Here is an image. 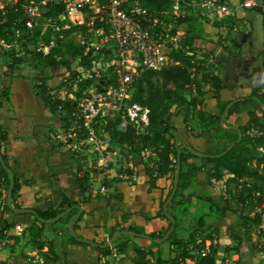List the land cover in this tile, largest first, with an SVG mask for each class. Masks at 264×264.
Segmentation results:
<instances>
[{
    "label": "trees",
    "instance_id": "1",
    "mask_svg": "<svg viewBox=\"0 0 264 264\" xmlns=\"http://www.w3.org/2000/svg\"><path fill=\"white\" fill-rule=\"evenodd\" d=\"M174 2L175 0H140L143 7L156 14L168 10ZM46 5L49 6V11L46 15L50 13L57 15L63 11V5L61 4L50 6L49 3H46ZM15 16L16 14H10L8 18L11 20ZM228 22L233 24V18L216 20L214 25L218 27ZM181 23L187 25L186 32L188 36L182 43L188 45V49L172 52L166 66L159 70L145 71L146 73L144 72V74L140 75L133 84L130 101L137 102L149 109L146 130L144 132H138L130 124L124 130H120L117 128L119 117H116L114 121L108 120L105 126V131L108 133L112 143L129 147L132 154H137L146 147L155 153L157 157V160H155L156 168L146 167V171L150 177L149 185L151 188L157 187L156 179L159 177L167 176L171 180L166 195L160 198L158 211L153 215L146 216V220L158 216L164 217L168 220V225L162 228L161 232L147 234L148 237L146 238L149 239L148 249L138 244L135 245V256L132 259V264H187L185 261L186 258L192 259L195 264H221L224 262L222 255L230 250L229 247L225 246L220 251L210 244L206 253L201 250L204 247L205 241L212 240V234L219 230V226H211L208 222L212 219H222L226 216L227 211H238V218L241 223L248 225L247 232L257 229L259 231L258 235H263V229L260 226L262 210H260L261 212L254 211L251 216L248 214L260 205V199L258 197L255 202H253L254 198H251L254 191H259L261 194L264 192V111L261 107L262 104L264 105V90H262L261 86L254 87L249 95L244 96L242 100L234 101L227 110V116L232 113H246L247 120L244 124H240L239 121L236 122V127L241 133L240 138L237 130L220 125L219 119L231 100H220L219 92L223 89L221 77L218 73L209 70L206 65L204 66L202 64V58L195 57L194 47L192 46L194 39L193 18L190 15H181L177 17L174 26ZM75 30H77V27L70 25L64 31L66 34H69ZM67 51L70 55L76 56L83 51V48L80 45L73 44L70 40L67 44ZM28 55H31L29 51L26 56ZM28 58L15 56L5 59L4 62L16 64L26 62ZM45 60L44 65L40 67L42 69L56 63L52 57H46ZM43 78L41 77V80ZM206 86H208L207 89L205 88ZM8 87L9 84L6 81V77L2 74L0 107L2 106V102L9 97ZM39 88L42 93H45L49 89L44 83L39 85ZM208 90L212 91L217 100L219 112L216 114L201 108L204 96ZM81 91L82 88H79L74 93L78 97ZM49 97H45V101H47L52 111H56L59 104L65 109L66 115L61 117L66 122L65 125H68L72 103L70 101H63L54 95ZM196 107L198 109L195 111V114L202 128V132L208 128L210 138L213 139L214 143H212V148H206L202 151L214 155L229 149L221 156L214 157H197L187 149H181V167L177 189L173 199L167 204L164 212L162 205L172 188V180L176 166L177 146L170 140V132L173 128L171 116L175 112V110L172 111V108L178 109L177 112L182 109L188 114V112ZM256 110H259V113ZM250 128L256 129L258 133L255 135L248 134L247 131ZM5 139L6 133L0 126V141H4ZM193 149L199 150L198 148ZM1 154L6 166L14 172V168L7 162L6 154L2 152ZM151 169H154V171ZM223 169L228 174L224 180L226 181V187L229 193L230 189L228 186L231 183L234 184L235 190L231 194V198H233L232 204L236 206L235 208L232 205L230 206L231 200L224 195L210 194L208 191L200 189L197 185L199 172L204 171L207 181L210 182V179H223ZM86 177L87 173H84L82 178L86 179ZM76 182L78 188L83 192L85 188L78 177H76ZM8 184V174L0 164V199L3 202V212H12L5 202ZM19 187L20 182L14 174V187L11 193L12 203L17 196ZM113 197H116V195H113ZM247 197L250 198L245 203ZM192 198H195V203L191 202ZM74 204H78L77 201L64 197L60 205H66L65 208L50 205L46 209L39 210L33 208V210L41 218H50L59 214L64 209L70 208L69 213L52 224V229L54 231H61L58 242H72L87 246V243L72 238L67 230L66 225L70 216L77 212V207H73ZM13 205L15 207L18 206L15 203ZM128 215L129 213L123 214L121 220L123 222L126 221ZM82 216L83 214L81 213L73 220L72 227L74 230L78 228V221L81 220ZM170 219L174 220V229L168 238L161 243L152 240L164 235L171 225ZM2 220L3 218L0 215V225L2 224ZM36 220L38 219L35 216L34 223L29 227L30 230H33V239L43 236V228L46 225L41 222V227L35 229ZM13 224L14 222L12 221L0 227V236L2 235L4 237L3 230L8 229ZM104 229H106L110 236L116 231L114 225L108 228L105 227V223ZM127 230L141 233L143 229L129 224ZM182 230H187L188 234L184 237H178L179 232ZM131 238L126 235L116 236L113 245L117 248L118 253L123 254L125 252L127 241L131 240ZM165 243L169 244V246H176L175 249H169V255L166 258L163 257L164 253L162 251L163 244ZM153 248L155 249L153 250ZM97 249L100 253L107 254L110 247L102 249L97 247ZM172 251H174V255H171ZM148 253L154 255V263H150L147 257ZM218 255H220L219 259L217 258ZM235 263L244 264L237 261Z\"/></svg>",
    "mask_w": 264,
    "mask_h": 264
},
{
    "label": "crops",
    "instance_id": "2",
    "mask_svg": "<svg viewBox=\"0 0 264 264\" xmlns=\"http://www.w3.org/2000/svg\"><path fill=\"white\" fill-rule=\"evenodd\" d=\"M227 2L234 8L235 17L239 22L238 27L240 26L239 28L249 29V32L245 36H241L238 32H232L230 35L231 41L226 40L225 24L216 27L213 23L216 20L200 15V21L198 18V22H196L197 24L195 23V25L202 26V24H199V22L203 20L205 22L206 30H202L201 35L197 34L192 45L194 47L196 58L197 56L200 57L201 55L203 57L205 56V58L209 57L210 61H212V67L210 70L219 74L222 79V83L225 81V79L230 81V83L234 82L235 79L233 78V74H237L238 83L236 87L231 84L230 89H227L225 85H223V89L220 90L219 96L221 101H232L235 98L247 96L254 87L261 86L262 90H264V12L252 10L253 6L250 8L243 7L240 0H227ZM261 4H263L262 8L264 10V0H262ZM178 6L181 7L179 11L182 16L190 15V13H188V11L192 9L190 6L184 5V7H182L179 4ZM196 12L199 14L198 11ZM181 24L177 26H180ZM234 28L237 27L234 26ZM221 34H223L224 37ZM70 40L73 39L71 38ZM200 42L202 44H200ZM205 47L207 49H205ZM5 59V57H0V65L5 61ZM55 64H51L50 66L41 70L36 68H33L34 70H32L29 68L28 64H25L26 66H24V68L27 69L29 72L28 74L30 75L36 71L38 74L37 81L40 82V84L44 83L50 89L51 87L54 88L56 85H58L61 76L59 72L62 70V68L57 67L56 69L55 67L54 69L53 66ZM64 64L67 65L68 62L66 61ZM19 66H17V72L15 73L17 78L15 80L13 79L8 81L9 97L2 102V106L0 107V126L6 133V139L4 141H0L1 152L6 154L7 162L14 168V174L18 177L20 182L16 202L23 201L25 206L23 204L22 205L31 209L34 207L46 209L44 205L40 204L44 201L41 200L42 198L40 199L39 196L43 192L46 194V190L48 188L45 189L44 185L41 187L39 186L37 190L40 191H36L37 194L35 195H32L30 191L34 185H38V181L44 180V177L46 178V181H56L54 186L55 189L53 190L54 193L58 194L61 191L69 190L72 192V198L76 201L78 194L80 195L81 192V190L73 184V181H76L74 177V166L76 163L67 159L64 151L62 150L64 146L62 148L60 147L62 146L61 144L60 146H52L45 140L47 131H50V128L53 126V124L54 127L61 128L65 126L66 122L62 119V117H53L51 114L52 111H50V108L45 105L42 106L41 109H37L31 106L28 107L25 104L27 108H30L28 110L30 111L33 118H24V112L17 107V100L19 97H21V91L23 93L27 92V89L24 88V84H26V82L23 80L27 74L22 71ZM41 72L43 75H41ZM241 73L244 74L241 75ZM41 77H44L43 80H41ZM205 88L207 89L208 86ZM58 89L59 87L55 88L54 90ZM67 93L69 92L63 93V96L65 97ZM72 96L77 97L74 91ZM16 107L19 109L17 113H15ZM201 108L213 114L219 112L217 100L211 90L206 92ZM197 109L198 107L192 109L190 112H188V114H186L182 109L179 110V112H177L178 109H176L175 112L172 113L171 123L173 128L170 132V140L175 146L178 147L180 144H186L189 147L198 148V151L213 147L214 143L213 139L210 138L209 129L207 128L202 132V128L199 125L200 123L195 114ZM256 112L259 113V110H256ZM59 118L62 120L59 121ZM246 120L247 116L245 112L232 113L228 116L226 114L225 118L223 119L222 126L226 128L231 125L236 126V122L239 121L240 124H244ZM114 147L117 148L115 145ZM30 148L32 149L31 152ZM35 149L39 152H44L45 157H51L53 162L48 163L45 161V167L42 169L41 166L43 165L30 160V157L33 159L35 155H37ZM27 150H29V152H27ZM20 153H23L22 155L25 154L24 157L29 158L28 162H34L35 166L38 167V170L36 169V174L34 173L36 176H33V170L27 165L23 168L22 175L20 177L17 175V170L19 168L16 156ZM152 154L154 156V160L152 162H154V165H156L155 160H157V157L153 151ZM101 157L102 160H106L103 158V156ZM132 167L126 171L125 176L119 174L118 178L113 177V175L116 173L113 169L114 167L110 166L109 169L106 170L108 172L110 171V179H108V183H106V185L104 184L102 186L105 187L107 195L99 198V203L89 209V216H82L81 220L78 221V228L74 230L77 235L97 242L98 238L107 232L106 229H104L103 223L106 224L105 227H110L116 221L123 222L121 217L126 213H129V215L126 221H124L125 226H121L124 230H127L129 224L142 228L143 230L141 233L146 234L167 227L168 220L166 218L158 216L150 220H146V216L153 215L156 211H158L160 198L166 195L171 180L167 176L159 177L156 179L157 187L151 188L149 185L150 177L146 171V167L141 163L136 164L133 169ZM147 168L150 167L147 166ZM154 169L151 170L154 171ZM45 170L49 172H46ZM222 171L224 172V179L225 176H228V174H225V169ZM220 180H215L212 182L210 179V182H208L206 179V173L201 171L197 176V185L200 189L206 190L210 194H215V192H217L215 188L219 184L226 187V181L220 182ZM72 186L75 190L72 189ZM50 189L51 188L49 187L48 190ZM113 195H116V197H113ZM117 196L120 198V202L123 203L124 206L123 208L121 207V210H119V204L114 207L117 209V211H119L117 216H115L110 213L108 206L106 205L109 203V199L116 198L117 200ZM25 200L28 201V203H26ZM1 202L2 201L0 199V205ZM191 202L195 203V198H192ZM76 205H73V207H76ZM79 206L84 209L82 205ZM2 209L3 206H0V215L3 218L1 226H4L8 222H14V224L8 229L3 230V233H6L9 236L8 238L13 241V243H9V245L0 244V260L4 262L9 258L10 254L15 253L11 251L14 250L17 252V248H21L23 244H25V241H27L26 235L30 233V229H28L29 225L33 224V222H31L32 220L29 219L31 217L25 215L24 213L16 214L14 212H3ZM98 217H102V220H100L99 223ZM114 217H116L115 222L113 220ZM225 217H227V215L223 218ZM51 232L52 233L48 235L44 227L43 236L41 238H36L37 242L33 241L32 234H30L31 243L34 245V247L35 245L38 246H36L35 249H31L28 244V246L25 247L26 250L29 249V252H34V255L37 257V259L43 260V256L38 254L40 251L39 247L41 242H44L43 244L46 245L47 243H50L49 240L53 237L54 240H56L55 242L59 243L58 237L61 235V231H54L51 228ZM219 232H221V235H225L227 233L226 227L221 226L219 228ZM179 233H182L183 235L186 233V236L188 231L182 230ZM132 238H136V236H133ZM1 239H3V237ZM66 243L67 245L65 242L58 244L61 247L60 250L62 253L61 255L59 254V258L56 257V262H60L62 259L64 260V257L62 256L63 253H65L66 248H69V246L71 247V242ZM6 245L9 247L8 249L4 248ZM73 247L76 249L81 248L80 246ZM95 247L96 246L87 245L84 250L82 248L81 250L86 251L89 248L95 249ZM244 264H249V262Z\"/></svg>",
    "mask_w": 264,
    "mask_h": 264
},
{
    "label": "built area",
    "instance_id": "3",
    "mask_svg": "<svg viewBox=\"0 0 264 264\" xmlns=\"http://www.w3.org/2000/svg\"><path fill=\"white\" fill-rule=\"evenodd\" d=\"M46 3L50 6L61 4L63 11L46 15L49 11ZM254 4L255 0L242 1L246 8ZM172 6L178 13L167 19V10L152 13L141 5L140 0H0V57H22L29 51L52 57L56 61L54 69L62 68L54 89L59 87V91L63 88L69 92L65 97L56 96L72 105L69 124L63 126L64 132L50 133L53 142L68 146V149L79 144L85 150H91L88 145L96 139L100 144H109L105 135L96 137L93 131H86V114L82 108L77 109L78 99L72 96L79 88H82L78 96L80 101L90 103L92 107H104V116L119 117L118 129L124 130L130 124L138 132L146 130L149 109L130 101L135 80L144 71L166 66L172 52L188 49L172 29V23L181 15L178 4L174 2ZM187 6L195 7L201 16L209 19L233 18L234 26L238 27L234 8L227 0H189ZM10 14L16 16L9 20ZM70 25L76 26L77 30L66 34L64 30ZM248 32L249 29H245V33ZM72 33H76L77 38L71 40L73 44L83 48L76 56L66 49ZM66 61L67 65L64 64ZM57 110L63 112L62 116L66 115L61 104ZM247 133L255 135L258 132L250 128ZM107 153H111L110 149ZM151 154V149L146 147L141 151V158L151 161ZM150 167L156 168L154 162L151 161ZM254 192L259 193V206L264 208V195ZM261 228L264 231V227ZM262 244L264 251V239ZM260 259L264 264L262 252Z\"/></svg>",
    "mask_w": 264,
    "mask_h": 264
},
{
    "label": "rangeland",
    "instance_id": "4",
    "mask_svg": "<svg viewBox=\"0 0 264 264\" xmlns=\"http://www.w3.org/2000/svg\"><path fill=\"white\" fill-rule=\"evenodd\" d=\"M241 2L243 0H240ZM175 2L179 5H181L182 7H184V5L187 6V3L189 1L186 0H175ZM262 0H255V4L254 7L252 8V10L254 11H261L264 12L263 10V4ZM180 6H178V10H180ZM187 8V7H186ZM192 8L190 11H188V13H190V16L193 17V20L195 21L193 23V35L194 38L197 36V34L201 35L202 30H206V26H205V22L202 20L201 22H199V24H202V26H197L195 25L196 22H198V18L200 21V14H198L196 11L195 7H191ZM188 10V9H186ZM175 13H178L177 9L174 8L173 6L171 8H169L166 12V17L171 18V17H176ZM207 21V20H206ZM209 22V21H207ZM210 23V22H209ZM214 23V22H213ZM197 24V23H196ZM251 25V24H250ZM70 27V26H68ZM240 27V26H239ZM234 28V19H233V24L231 23H226L225 24V29H226V40H230V35L232 32H238L241 36H245L246 33L244 32L245 29L244 28ZM243 27V26H242ZM252 28V26H251ZM172 29L175 32V35L177 37H179L181 39V41L183 42V40L188 36L186 29H187V25L185 23H182L180 26H174V24L172 23ZM253 30V28H252ZM251 34V33H250ZM223 35V34H221ZM72 39H76V33H72L70 36ZM224 37V35H223ZM194 40V39H193ZM203 41H207V40H203ZM200 44H202L200 42ZM199 44V45H200ZM193 45V44H192ZM67 49V47H66ZM205 49H207L205 47ZM31 55L26 56V54L24 55L25 58L29 57L28 60H26L27 64L29 65V68H31L32 70H34L33 68L36 69H42L40 68L41 66L44 65L45 63V59L46 57H43L42 55H36L33 52H29ZM205 54V53H204ZM12 56V55H10ZM15 57V56H13ZM11 58V57H7L6 59ZM200 58L203 59L202 64L208 67V69H211V65H212V61H210V59H208L207 61L204 59L205 56L203 57L202 55L200 56ZM208 64V65H207ZM3 65V63H2ZM5 68L1 67L0 70H3ZM16 70H13L12 73H16ZM145 72V71H144ZM144 72L141 73L144 74ZM29 73V72H28ZM36 73V71H35ZM146 73V72H145ZM41 75L42 72H41ZM36 76H38V74L36 73ZM4 79V78H3ZM153 80V78H151ZM34 80H37V77H34ZM7 81V79H6ZM6 84V82H5ZM63 93H65L64 89L61 88V90H54L53 87H51L50 89H47V91L45 93H42V96H40L42 99V101L49 106V104L47 103V101H45V97L50 98L49 96L51 95H58L61 97L63 96ZM131 96V93H130ZM76 99H78V108L83 109V113L86 114L87 120V128L86 131L88 132L93 131V133L95 134L96 137H99L100 135H105L109 140L110 137L108 135V133L105 131V126L108 120L110 121H114L115 119L110 117L109 115L104 116L102 115L103 111L105 110L104 107H92V105L90 103L87 102H82L79 100L78 97H75ZM176 110L175 108H172V111ZM52 111V110H51ZM85 111L87 113H85ZM52 116L57 118V117H61L63 112L61 113V111L56 110V111H52ZM60 115V116H59ZM57 116V117H56ZM118 117V116H116ZM54 119V118H53ZM113 119V120H112ZM62 120L59 118V121ZM220 124V123H219ZM54 131H58L59 133L64 132L63 131V127L61 128H56L53 126L50 128V131H47V136L45 137V140L51 144L52 146H60L59 143H55L51 140V136L50 133L54 132ZM87 132H85V134L87 135ZM82 133V132H81ZM84 133V132H83ZM109 144L103 143L100 144L98 142V139L91 141V144L88 145V147H92L91 150H85L83 147H80L79 144H75L72 147L68 146H60L62 148V150L64 151L67 159H69V161L71 160V162L73 161L75 164L74 166V174H75V179L76 177H78L81 182L84 185L85 190L81 193L80 195L78 194L77 196V203L79 205H82L84 207L83 209V216L85 215H90L89 214V209L98 204V200H100L99 198H101L106 194V189L105 187H103L102 185H106V183H108V179H110V171H106L107 169H109L110 166L114 167L113 169L115 170V175H113L114 178H118L119 174H121L122 176L126 175V171L131 169L132 165L133 167L136 166V164H143L145 167H150L151 166V161L154 160V156L153 154H151L150 156V160L151 161H143V159L141 158V151L137 154H132L131 150L129 147L125 146V145H117L112 143V141L110 140L108 142ZM117 147L115 148L114 145ZM93 146H95L93 148ZM102 146V147H101ZM110 147H113L110 148ZM75 148V149H73ZM110 149V153H107V150ZM112 149V150H111ZM31 148H30V152H31ZM106 150V151H105ZM87 151V153H85ZM152 151V150H151ZM27 152H29V150H27ZM35 152L37 153V155H35V157L32 159V157H30L31 161H35L43 166L42 169L45 167L44 163L45 161L48 163H52L53 159L51 157H45V153L44 152H39L35 149ZM113 153V154H112ZM23 154V153H22ZM21 153L18 154L16 156L17 159V163H18V170H17V175L20 177L22 175L23 172V168L27 166L31 167V169L33 170V176L34 173L36 174V169L38 170V167L35 166L34 162L30 163L29 158L24 157V155H22ZM27 156V155H26ZM103 156L104 159L106 160H99V157ZM195 156V155H194ZM131 164V166H130ZM132 167V169H133ZM46 171V170H45ZM102 173V174H100ZM49 172V171H46ZM223 172V171H222ZM31 173V174H32ZM84 173H87V177L86 179H83V175ZM224 173V172H223ZM30 174V172H29ZM227 175V172L225 173ZM227 176H225L226 178ZM112 178V177H111ZM224 178V179H225ZM29 179V177H28ZM224 179H221L220 182L225 181ZM212 182L215 181L214 179H211ZM28 181V180H27ZM42 182V183H41ZM55 182L56 181H46V178L44 177V180L42 181H38V185H34L33 188L30 189L31 194L35 195L37 194V192H39L40 190H37L38 187L44 185V188H51L50 190H46V194L43 192L39 197L41 200H43V203H40L42 205H44V207L48 208L50 205H55L57 207L60 208H65L66 205L61 206V201L63 200L64 197L70 198L72 200H74L72 198L71 195V191H61L60 193H54L53 190L55 189ZM41 183V184H40ZM40 184V185H39ZM73 184L77 186V182L73 181ZM230 189V193L228 192L227 187L222 186L221 184H219L215 190L217 192H215V195H224L226 198L230 199V206H233V198H231V194L234 192V184L231 183L229 186ZM67 189V188H66ZM72 189L75 190L72 186ZM77 195V194H76ZM264 195V192L263 194ZM259 196V193L254 192L251 196V198L253 199V202L256 201L257 197ZM18 197V191H17V196L15 197L13 203L17 204L18 208H28V207H24V203L23 201L21 202H16ZM250 197H247L245 200V203L249 200ZM26 203H28V201L25 200ZM24 206H23V205ZM119 204L120 205V209L121 207L123 208L124 204L120 202V198L117 196V200L115 199H109V203H107L106 206H108V209L110 211V213L112 215L117 216V213H119V211H117V209H115L114 207ZM3 206V202H1V205ZM259 206V205H258ZM234 208L236 206H233ZM262 206L259 207H255L251 212H249V216H251L253 214L254 211H260V209H263L262 212L264 211V208H261ZM35 209H39L40 208H36ZM33 209V208H32ZM86 211V212H85ZM261 212V211H260ZM25 215L30 216L31 218H29L30 220H32L31 222L34 223L35 220V216L31 213H24ZM227 217L222 218V219H212L211 221L208 222L209 225L213 226V225H217L219 226V228L221 226H225L227 233L225 235H221V232H219V230H217L216 232H214L212 234V240H207L205 241L204 247L202 248V252L206 253L208 251V247L209 245H213L214 247H216L217 249H219L220 251L223 250V248L225 246L229 247L230 250L227 251L225 254L222 255V257L224 258V262H222L221 264H236L235 262H239V263H248L249 264H262V260L260 259V255L261 252L264 254L263 251V244H262V240L264 239L263 236H259L258 233L259 231L256 229L255 231H251V232H247V224H242L240 219L238 218V211H227L226 212ZM56 216V215H55ZM91 218V217H90ZM261 226L264 227V217H262L261 215ZM34 219V220H33ZM116 217L113 218L114 222H115ZM100 220H102V217H98V223L100 222ZM30 222V223H31ZM36 226L34 227L35 229H38L41 227L40 223L38 220H36ZM29 223V222H28ZM27 223V224H28ZM55 223V222H54ZM116 223V225H115ZM113 225L116 227V230H120L122 227L121 226H125L124 222H115ZM241 223V224H240ZM45 229L49 234H51V228H53L52 224L53 223H45ZM85 224V223H84ZM83 224V225H84ZM104 225V223H103ZM111 225V226H113ZM67 226V225H66ZM106 226V224H105ZM110 226V227H111ZM0 227H2L0 225ZM30 227V225H29ZM44 227V226H43ZM109 228V226H107ZM29 229V228H28ZM162 229L153 231L151 233H157V232H161ZM33 230H30V233L26 235V240L25 244H23V246L21 248H17V252L16 251H11V252H15L14 254H10L9 258L7 260H5L4 262L0 260V264H132V259L135 256V245L138 244L141 247H144L145 249L149 248V239H147L144 236H136V238H131V240L127 241L126 247H125V252L123 254L118 253L117 248L113 245V243L108 246L110 247L109 252L107 254H103L100 253L99 250L97 249V247H95V249L93 248H89L86 251H82L81 248L84 250L85 247L87 246H83V245H77L75 243L71 242V247L69 246V248H66L65 253H63V257L64 260L62 259L60 262H56V259L59 258L58 256L61 255V247L60 245H58L59 243L55 242L56 240H54V238H50L51 241L49 240L50 243H47L46 245L43 244L44 242H41L40 245V251L38 252L39 255L43 256V260H39L37 259V257L34 255V252H29L30 250L27 249L26 250V246L31 247V249H35V247L37 245H34L31 243L30 240V234H32ZM148 234V233H147ZM165 234V233H164ZM186 233H184V235L182 233L178 234V237H184ZM5 235V237L2 238V235L0 236V244H7L9 245V243H13V241H11L8 237V235L5 233L3 234V236ZM263 235H264V231H263ZM29 237V238H28ZM110 238L109 233H105L104 235L102 234V236H100L97 240V243H103L105 241H107ZM49 239V238H47ZM33 241L37 242L36 239H33ZM65 244L67 245V243L65 242ZM5 246L4 248L8 249V246ZM32 245V246H31ZM89 245V244H88ZM73 246H80L81 248H75ZM29 247V248H30ZM175 245L169 246V244L165 243L163 244V248L162 251L164 253V258H166L169 255V249H175ZM68 249V250H67ZM155 248H153L154 250ZM95 253V254H93ZM60 254V255H59ZM171 255H174V251L171 252ZM57 257V258H56ZM147 257L150 261V263H154V255H152L151 253L147 254ZM220 255H218V259H219ZM42 258V257H41ZM62 258V257H61ZM36 259V260H35ZM34 261H40V262H34ZM187 264H195L194 261L192 259L186 258L185 259Z\"/></svg>",
    "mask_w": 264,
    "mask_h": 264
},
{
    "label": "water",
    "instance_id": "5",
    "mask_svg": "<svg viewBox=\"0 0 264 264\" xmlns=\"http://www.w3.org/2000/svg\"><path fill=\"white\" fill-rule=\"evenodd\" d=\"M243 74L244 73H241V75H243ZM233 78L235 79L234 82L230 83V81H227L225 79V81L222 84L225 85V87L227 89H230V85L231 84L234 87H236L237 83H238L237 82L238 77H237L236 73L233 74ZM1 88H2V76H1V72H0V93H1ZM242 99H243V97H238V98L233 99L232 101H230L227 104V106L225 107V109H224V111H223V113H222V115H221V117L219 119L220 125H223V119L225 118V116L227 114V110H228L229 106L234 101L242 100ZM261 107H262V109L264 111V105L263 104L261 105ZM229 128H233V129L237 130L238 134H239V138L241 137V133H240L239 129L236 126L231 125V126H229ZM183 148L187 149L190 153H192L193 155H195L197 157L221 156L222 154H224L229 149L228 148L225 151H222L221 153L211 155V154L204 153L202 151L195 150V149H193L192 147H189L186 144H180L177 147V150H176V166H175V171H174L173 180H172V188L170 190V193H169L168 197L166 198L165 202L162 205V209H163L164 212H165L167 204L173 199V197L175 195V192H176V189H177L178 180H179V172H180V167H181L180 151ZM0 164L4 167V169L6 170V172L8 174V177H9V184H8V189H7L5 202H6L7 206H8V208L12 212H14L16 214L31 213V214H33L34 216L37 217L39 222L54 223V222L58 221L59 219L63 218L67 214V212L70 210V208H67V209H64L63 211H61L56 216H53V217H50V218H41L40 216H38L37 212L34 211L31 208H18V207H15L13 205L12 199H11V193H12V189L14 187V172L8 166H6L5 161H4V159L2 157V154H1V151H0ZM76 207L78 208V211H77L76 214L72 215L69 218L68 223H67V230H68L69 235L72 238H74L75 240H77V241H81V242L87 243V244H89L91 246H96V247H99V248L102 249V248H106V247L110 246L114 242L116 236H118V235H126V236H130V237H133V236L148 237V235L146 233H135V232H132V231H129V230H124V229L115 231L114 233L111 234L110 238L107 241L103 242V243H97L95 241H92L90 239L84 238L82 236H78L75 233V231H74V229L72 227V222L77 216H79L81 214L83 208L81 206H76ZM170 222H171V225H170L169 229L165 232V234L162 237H160L158 239H152V238H150V239L154 240L157 243H161L164 240H166L168 238V236L171 234V232L173 231V229H174V220L170 219Z\"/></svg>",
    "mask_w": 264,
    "mask_h": 264
},
{
    "label": "flooded vegetation",
    "instance_id": "6",
    "mask_svg": "<svg viewBox=\"0 0 264 264\" xmlns=\"http://www.w3.org/2000/svg\"><path fill=\"white\" fill-rule=\"evenodd\" d=\"M24 63L25 62L13 64L11 62H3V65L1 64L0 68L3 67L5 69L0 70V72H1V76H2V74H4V76L7 79V82L9 80H13V79L15 80L17 78V76L15 73H12V72H13V70L17 69V66L21 65V66H19V68L27 74V76L23 78V80H25V82H26V84H24L25 85L24 88L27 89V92H25V93H23L22 91L20 92L21 97H19V99L17 100V103H18L17 107L24 112V118L25 119H32L33 116L31 115L30 111L28 110L30 108H27L25 106V104L28 107L31 106V107H34L37 109H41L42 106H44V105L47 106V105L41 100L42 98L40 97V96H42V92L39 88V85H41L40 82H38L37 80H34V77H38V76H36L35 72H33L32 75L28 74L27 69L24 68V66H26L25 64H27V63H25V64ZM20 85H22V84H20ZM17 107L15 108V113H17L19 110ZM47 107H49V106H47ZM50 111H51V108H50ZM74 205H76V204H74ZM76 206H79V205H76ZM77 211H78V208H77ZM69 212H70V210L67 213H69ZM76 213H74V214H76Z\"/></svg>",
    "mask_w": 264,
    "mask_h": 264
}]
</instances>
